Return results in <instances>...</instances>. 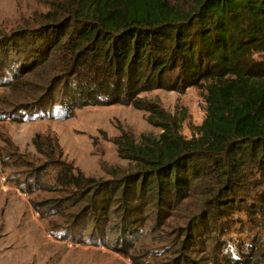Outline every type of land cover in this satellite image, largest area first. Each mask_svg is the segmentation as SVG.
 <instances>
[{
    "label": "trees",
    "instance_id": "trees-1",
    "mask_svg": "<svg viewBox=\"0 0 264 264\" xmlns=\"http://www.w3.org/2000/svg\"><path fill=\"white\" fill-rule=\"evenodd\" d=\"M38 18L35 26L0 32V65L13 61L14 79L33 77L18 91L23 101L14 112L41 106L46 114L57 105L56 116L66 119L78 107L122 103L144 109L160 129L139 139L120 134L115 143L130 167L111 168L104 179L60 161L53 137L34 135L82 214L98 225L126 221L122 239L139 229L131 223L158 221L162 207L195 196L199 210L180 226L173 251L180 257L169 264L201 263L196 252L212 239L227 246L221 229L234 209L264 231V0H190L186 7L172 0H51ZM157 87L202 91L204 117L188 124L190 135L182 131L186 110L175 115L140 96ZM80 217L73 215L68 231L75 239L90 225L75 223ZM249 237L250 256L263 260L258 230Z\"/></svg>",
    "mask_w": 264,
    "mask_h": 264
},
{
    "label": "rangeland",
    "instance_id": "rangeland-1",
    "mask_svg": "<svg viewBox=\"0 0 264 264\" xmlns=\"http://www.w3.org/2000/svg\"><path fill=\"white\" fill-rule=\"evenodd\" d=\"M172 1L185 7L190 4V0ZM50 2L0 0V32L37 25L38 16L49 8ZM14 71L13 61L0 65V264H169L174 256L179 258V251L173 253L176 235L182 232L180 226L188 223L189 215L199 210L195 196L184 198L172 208L162 207L158 221H154V216L150 223H131L139 229L121 239L119 228L126 221L117 218L101 225L91 222V215L81 213L82 203H71L74 201L69 199V191L58 183L56 163L32 142L37 133L42 140L49 135L53 137V149L54 140L59 144L60 161L87 176L109 178V169L130 167L115 143L120 134L127 132L139 139L142 134L156 135L160 131L147 121L148 113L122 103L78 107L66 119L60 117L63 112L56 116L57 105L46 110V114L41 106L14 112V107L23 101L18 91L33 78L24 73L14 79ZM140 96L159 101L175 115L186 110L189 117L182 129L186 135L191 133L188 124H199L204 117L203 94L196 87L183 92L157 87ZM75 213L85 216L75 221L79 226L90 224L86 230L81 227L75 231L76 239L73 233L68 234ZM232 218L221 229L228 245L220 249L222 243L216 239L206 242L196 252L201 254V263L196 264H264V259L256 261L250 256L255 245L247 246L252 242L249 236L258 230L260 248L264 250V231L252 226L238 209L233 210ZM66 239L73 245L69 246ZM239 256L244 258L242 263L235 261Z\"/></svg>",
    "mask_w": 264,
    "mask_h": 264
},
{
    "label": "built area",
    "instance_id": "built-area-1",
    "mask_svg": "<svg viewBox=\"0 0 264 264\" xmlns=\"http://www.w3.org/2000/svg\"><path fill=\"white\" fill-rule=\"evenodd\" d=\"M65 242L69 245V246H72L73 245V242L72 241H70V240H65Z\"/></svg>",
    "mask_w": 264,
    "mask_h": 264
}]
</instances>
